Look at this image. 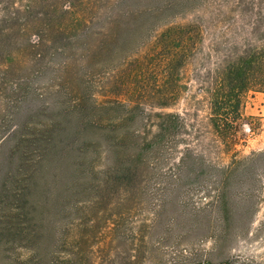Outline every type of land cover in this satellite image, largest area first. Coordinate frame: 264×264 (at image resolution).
Listing matches in <instances>:
<instances>
[{
	"label": "rangeland",
	"instance_id": "374dc122",
	"mask_svg": "<svg viewBox=\"0 0 264 264\" xmlns=\"http://www.w3.org/2000/svg\"><path fill=\"white\" fill-rule=\"evenodd\" d=\"M121 1L0 0V27L5 8L15 5L21 10L18 24L0 33L3 57L21 47L17 38L27 33L26 29L30 39L37 43L41 32L45 31L47 41V47L39 51L44 57L42 61H33L35 57H32L25 64L13 65L14 79L25 80L29 92L25 110L17 116L14 126H19L34 112H45L52 118L69 105L91 107L93 103L109 101H118L130 108L135 106L138 118L128 122L129 127L147 133L157 130L156 114H179L183 121L178 124L180 134L172 139L163 156L150 155L144 188L136 194L134 202L124 204L123 211L131 208L139 223L147 219L164 229L173 222L188 224L190 220L206 226L213 224L215 219L209 215L198 218L182 215L183 209L205 208L211 203L208 192L210 186L214 189L216 177L209 162L219 166L230 162V155L224 151L210 125L209 92L229 60L245 51L264 47V0H189L167 11L148 31L127 30L130 45L124 52L116 48L87 62L82 50L83 36L102 30L110 8ZM137 1L146 0H132ZM30 22L33 27H28ZM172 26L191 28L181 38L176 33L164 34ZM180 49H185L183 55ZM119 109L125 111L123 108L116 111ZM143 112L146 115H142ZM241 112L243 121L235 152L245 157L264 150V93L245 94ZM39 116V120L47 122ZM141 116L148 121L143 123ZM144 124L146 129H143ZM69 129L70 140L66 139L64 145L57 144L58 152L54 150L33 167L32 163L21 161L15 151L14 138L0 151L1 198L5 197V187L14 191V196L25 195V203L27 201L22 206L23 211L18 209V202L8 203L7 207L0 204V264L36 263L32 260L34 253L26 233L20 236L17 230L5 232L9 221L22 224L21 227L36 226L42 232V243L48 232L58 225L60 206L53 204L52 197L74 182L81 168L78 166L81 141L75 138V128ZM186 149L191 150L192 159L184 169L182 186H172L169 179L163 184V177L176 172L175 167ZM228 183L239 207L238 214L230 220L233 230L218 240L206 237L202 241L203 235L198 232L188 236L187 241L200 245L194 262L204 264L206 259H211L215 264L224 260L264 264V171L238 173ZM241 207L250 213L242 212ZM157 208L162 211L161 215L152 214ZM158 232L153 234L154 240L159 239ZM99 238L98 245L93 247L98 256L89 264H112L121 250L113 249L112 255L102 262L97 252L108 238L106 228H102ZM60 257L68 259L67 255ZM169 259L171 264L190 263L177 257ZM118 262L120 264V260ZM145 264L164 263L159 254H154L152 261Z\"/></svg>",
	"mask_w": 264,
	"mask_h": 264
},
{
	"label": "trees",
	"instance_id": "16d2710c",
	"mask_svg": "<svg viewBox=\"0 0 264 264\" xmlns=\"http://www.w3.org/2000/svg\"><path fill=\"white\" fill-rule=\"evenodd\" d=\"M188 1L146 0L143 3H133L132 0H122L115 3L110 8L109 18L102 30L83 36L82 50L87 62H91L97 55L105 56L116 48L124 52L127 45H130L127 30L148 31L167 11L183 6ZM20 13V8L15 5L5 8L1 34L8 27L13 28L18 24ZM32 23L28 27H33ZM190 28L172 26L164 34L176 33L181 38ZM26 31L21 38H17L20 48L10 52L7 57H3L0 51V151L10 138H14L17 145L15 151L20 154L21 161L30 162L33 167L35 162L43 160L54 150L58 152L57 144L64 145L66 139L70 140L72 132L69 128H75V138L81 141L78 149V166L81 167L79 176L52 197L53 204L60 206V221L48 232L45 242L42 243V232L36 226L21 227L22 224L10 221L5 225V232L17 230L20 236L26 233L34 253V264L91 263L98 256L94 254L93 247L98 245L96 241L100 239L103 227L108 230V238L101 241L104 244L97 254L101 255L102 258H99L104 262L112 255L113 249H120L121 252L117 253L112 264H119L118 260L120 264H145L152 261L154 254H159L164 264H171L169 258L173 257L195 264L200 245L195 241H187L188 236L196 232L202 233L203 241L206 237L218 240L230 235L233 230L230 220L238 214L239 207L236 206V198L231 193L228 182L238 173L264 171V150L245 157H239L235 152L243 121V98L250 91L264 93V47L245 51L229 60L209 92L210 125L224 151L230 155V162L224 166L209 162L208 166L216 177L214 189L210 186L208 192L211 203L205 208L194 206L193 210L183 209L182 215L195 218L209 215L215 219L214 223L206 226L191 220L188 224L173 222L164 229L147 219L139 223L134 219L131 208L126 212L123 208L124 204L134 202L136 194L144 188L150 155L163 156L172 139L180 134L178 124H182V117L173 113L156 114L157 130L155 133H147L142 129L134 130L129 127L128 122H134L138 118L134 113L135 106L130 108L124 103L109 101L104 104L93 103L91 107L86 104H80L76 108L69 105L52 118L47 117L45 112H38L47 122L39 120L40 116L34 112L26 116L19 126H14L17 116L25 110L29 92L25 80H15L13 65L25 64L32 57H35L33 61H42L44 57L39 51L47 47L45 31L41 32L38 43L32 41L28 29ZM179 51L183 55L185 49ZM166 54L169 55L168 52ZM117 108L125 111H116ZM143 113L142 115H146ZM141 118L143 123L148 121L144 116ZM144 126L143 129H146V124ZM191 159L192 152L186 149L175 167L176 172L163 177V184L166 185L169 179L172 186L180 188L184 169ZM3 191L6 194L4 198L0 196V204L7 207L8 203L18 202V209L23 211L25 195L14 196V191L5 190V187ZM157 209L152 212L153 215L162 214ZM241 211L250 213V210L244 211L242 207ZM156 232L161 234L158 240L152 237ZM174 236L178 237L175 242L170 243ZM60 255H67L68 259H63ZM204 264L215 263L206 259ZM218 264L257 263L224 260Z\"/></svg>",
	"mask_w": 264,
	"mask_h": 264
}]
</instances>
